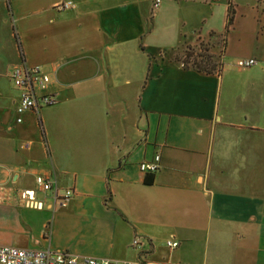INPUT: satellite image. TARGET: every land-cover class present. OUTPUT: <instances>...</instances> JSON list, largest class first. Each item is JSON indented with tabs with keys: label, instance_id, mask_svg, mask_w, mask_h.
Segmentation results:
<instances>
[{
	"label": "crops",
	"instance_id": "crops-1",
	"mask_svg": "<svg viewBox=\"0 0 264 264\" xmlns=\"http://www.w3.org/2000/svg\"><path fill=\"white\" fill-rule=\"evenodd\" d=\"M201 43L216 72L178 61ZM19 65L39 66L58 99L22 124ZM156 155L149 187L140 166ZM46 174L73 190L67 207L0 202V246L264 264V0H0V186L37 190Z\"/></svg>",
	"mask_w": 264,
	"mask_h": 264
},
{
	"label": "built area",
	"instance_id": "built-area-1",
	"mask_svg": "<svg viewBox=\"0 0 264 264\" xmlns=\"http://www.w3.org/2000/svg\"><path fill=\"white\" fill-rule=\"evenodd\" d=\"M162 0H154V9L161 5ZM74 7L70 1L59 5V10H67ZM257 64L254 59L238 60L234 66L239 69H248ZM14 88L20 93V104L17 108L18 123H23V116L29 112L39 114L42 108L52 107L58 103L57 95L52 91V78L45 74L39 66L19 65L10 75ZM27 148L30 145H26ZM162 158L156 155L154 160L141 164V171L146 175H154L161 168ZM37 190H18L0 186V202H9L13 195H17L21 204L28 209H44L43 201L38 194L42 193L51 198L54 204L67 207L68 202L74 196L73 190H61L54 174H46L37 177ZM132 246L142 249L144 243L140 238L133 241ZM167 246L171 251L179 248L180 243L169 240ZM141 259L133 261H115L90 257H79L67 251H55L52 249L27 250L12 246H0V264H153L143 253Z\"/></svg>",
	"mask_w": 264,
	"mask_h": 264
},
{
	"label": "trees",
	"instance_id": "trees-1",
	"mask_svg": "<svg viewBox=\"0 0 264 264\" xmlns=\"http://www.w3.org/2000/svg\"><path fill=\"white\" fill-rule=\"evenodd\" d=\"M229 19L227 22V30L230 29V27L233 25V9L230 7L229 9ZM205 53H210L209 47L207 46V49H204ZM200 56V55H199ZM201 60L197 58L194 59L193 63L191 66L197 68L199 71H203L205 73H210V72H216L217 69L220 67L217 65V63L214 61V57L209 54H204V56H200ZM213 59V60H212ZM154 184V176L153 175H148L146 180H145V185L146 186H153Z\"/></svg>",
	"mask_w": 264,
	"mask_h": 264
},
{
	"label": "rangeland",
	"instance_id": "rangeland-1",
	"mask_svg": "<svg viewBox=\"0 0 264 264\" xmlns=\"http://www.w3.org/2000/svg\"><path fill=\"white\" fill-rule=\"evenodd\" d=\"M204 49H207V45L205 43H201L200 45H198V46H196L194 48L181 49L179 51L177 59H178L179 62L184 63L183 64L184 66H191L195 58L198 57V59L201 60L200 56H204V54L205 55L209 54L211 56L210 53H205ZM214 61H215V59H214ZM187 64H189V65H187ZM219 68H221V67H219ZM45 197H46L47 200L51 199V198H47L46 195L44 196V199H45Z\"/></svg>",
	"mask_w": 264,
	"mask_h": 264
}]
</instances>
